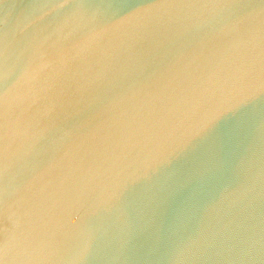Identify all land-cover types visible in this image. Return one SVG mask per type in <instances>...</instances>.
<instances>
[{"label": "water", "instance_id": "water-1", "mask_svg": "<svg viewBox=\"0 0 264 264\" xmlns=\"http://www.w3.org/2000/svg\"><path fill=\"white\" fill-rule=\"evenodd\" d=\"M0 264H264V0H0Z\"/></svg>", "mask_w": 264, "mask_h": 264}]
</instances>
